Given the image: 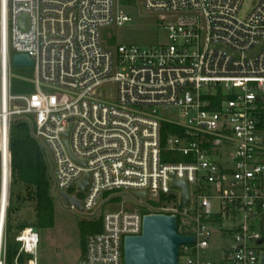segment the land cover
<instances>
[{"label": "built area", "instance_id": "1", "mask_svg": "<svg viewBox=\"0 0 264 264\" xmlns=\"http://www.w3.org/2000/svg\"><path fill=\"white\" fill-rule=\"evenodd\" d=\"M242 1L140 0L145 11L161 14L169 40L140 47L102 40V28L130 19L121 0H0V130L6 126L8 135L12 115L29 118L52 161L54 194L73 196L83 212L99 209L114 197L104 193L116 190L144 198L174 190L181 207L106 208L78 264H123L124 237L139 235L143 215L152 213L174 215L177 232L193 236L179 245L184 264H211L201 263L198 251L214 230L231 238L225 264H262L264 0L241 17ZM15 53L33 61L32 93L10 94ZM112 86L115 100L106 101ZM15 100L22 105L10 108ZM158 107L178 108L184 122L161 118ZM163 122L177 129L163 150L188 160L162 161ZM84 174L89 182L81 191ZM172 178L188 184V207ZM4 223L5 213L0 264H8ZM15 240L18 252L35 257L34 228Z\"/></svg>", "mask_w": 264, "mask_h": 264}, {"label": "rangeland", "instance_id": "2", "mask_svg": "<svg viewBox=\"0 0 264 264\" xmlns=\"http://www.w3.org/2000/svg\"><path fill=\"white\" fill-rule=\"evenodd\" d=\"M121 1L123 2L122 7L130 19L122 26L110 24L102 28L101 37L103 41H105L110 46H115L117 44H133L140 47L159 46L169 42L167 37L168 32L165 28L166 21L160 19L161 14L145 11L141 7L140 0ZM256 2L257 0H243L239 15L241 17L247 15L254 7ZM11 72L16 76L27 80L34 91V83L31 81L34 76L32 66L14 67L11 65ZM109 91L112 92L111 97H105L103 99L112 102L115 100V86H112ZM21 105L22 104L20 101H11L10 108L19 107ZM157 111L159 116L165 120L184 122L179 115L180 110L178 108L158 107ZM12 118H23L24 120L29 119L25 114L12 115L11 119ZM40 146L42 148L44 159L47 165V175L50 180V193L53 201V208L51 226L36 228L39 243L35 257H33L31 254L26 255L27 257L35 259L37 257V262L39 264H78V261L84 250V247L81 243V224L96 220L104 213L106 208L112 209L113 206H115L114 204L123 203V206L128 209H132L134 207L141 208L142 206L138 205V203H142L143 206L148 207L172 206L181 209L174 190H171L169 194H161L159 198L148 196L144 199H139V197L128 190H116L104 193V196L108 197L112 195L114 197L111 202H105L104 205L99 209L94 208L91 211L84 210L83 212L80 210H74L70 208V206L66 205L57 194H54L52 161L45 145L42 144ZM262 182H264V174H262ZM17 191H19L21 198L15 202V205L18 207V209L12 213L14 220L13 222L24 225V228L21 231L29 227L34 228V204L32 200L27 198L30 190H26L22 185H20L19 188L15 189V192ZM193 192L194 189L192 188V196ZM81 195L82 194H80V196ZM101 197L103 198V195ZM102 198L99 199L98 202H100ZM148 212L149 211H146V213ZM189 214L191 216L194 214L193 208L189 210ZM186 220L189 221L188 218H186ZM230 239L231 238L229 236H221L217 230H214L209 239L208 247L198 251L199 261L201 263L210 262L211 264H225L227 261L225 253L229 249ZM18 243L20 247L21 243ZM20 253H23V251ZM185 261L186 258L183 255L178 257V264H184Z\"/></svg>", "mask_w": 264, "mask_h": 264}, {"label": "trees", "instance_id": "3", "mask_svg": "<svg viewBox=\"0 0 264 264\" xmlns=\"http://www.w3.org/2000/svg\"><path fill=\"white\" fill-rule=\"evenodd\" d=\"M12 76L10 78V94H29L33 92L30 83L22 77ZM24 92V93H22ZM176 127L170 123L163 122L161 126L162 161H186V157L178 153L169 157L163 150L165 138L168 134L176 132ZM8 167L9 182L7 189V200L5 210L4 236L6 262L11 264L18 254L19 243L15 236L24 228L23 224L13 222L12 213L18 209L15 202L20 200L19 191L15 192L20 185L30 190L27 198L33 201L35 223L34 228L49 227L52 224L53 201L50 193V180L47 175V165L42 148L31 134L29 123L23 118H12L8 128ZM1 179V173H0ZM16 187V188H15ZM113 199V198H112ZM110 200V202L112 201ZM112 209L117 208L114 204ZM177 220V227L179 228ZM81 243L89 233L99 232L102 229L101 216L96 220L81 224ZM182 232V231H181ZM21 261V254L17 256Z\"/></svg>", "mask_w": 264, "mask_h": 264}, {"label": "water", "instance_id": "4", "mask_svg": "<svg viewBox=\"0 0 264 264\" xmlns=\"http://www.w3.org/2000/svg\"><path fill=\"white\" fill-rule=\"evenodd\" d=\"M26 20V17H23ZM11 65L27 66L33 65V61L27 54L15 53L11 57ZM17 77L16 75H13ZM69 133H64L66 137ZM67 146V140H64ZM89 182L88 174L77 182V188L81 191L87 189ZM170 184L181 190L179 202L182 206H189V192L186 181L172 178ZM1 189V184H0ZM138 197H145L144 192H133ZM61 200L68 206L74 205L81 210L80 201L64 192L60 194ZM0 203L1 193H0ZM36 230V228H34ZM193 236L182 235L177 232L176 217L174 215L152 213L142 217L141 232L139 235L126 236L123 239V264H178L179 245L192 243ZM261 242V241H259ZM264 264V254L261 256Z\"/></svg>", "mask_w": 264, "mask_h": 264}, {"label": "bare ground", "instance_id": "5", "mask_svg": "<svg viewBox=\"0 0 264 264\" xmlns=\"http://www.w3.org/2000/svg\"><path fill=\"white\" fill-rule=\"evenodd\" d=\"M0 173H1V212H0V221H2V218L5 213V206H6V200H7V187H8V135H7V127L4 126L0 130Z\"/></svg>", "mask_w": 264, "mask_h": 264}, {"label": "crops", "instance_id": "6", "mask_svg": "<svg viewBox=\"0 0 264 264\" xmlns=\"http://www.w3.org/2000/svg\"><path fill=\"white\" fill-rule=\"evenodd\" d=\"M38 248V246H37ZM20 252H18V254L15 256L13 262L11 264H39L37 262V257L36 259L35 258H30V257H27L26 255H30L28 253H20L21 254V261H18L17 260V256L19 255Z\"/></svg>", "mask_w": 264, "mask_h": 264}]
</instances>
